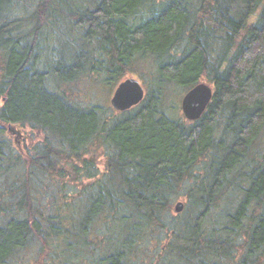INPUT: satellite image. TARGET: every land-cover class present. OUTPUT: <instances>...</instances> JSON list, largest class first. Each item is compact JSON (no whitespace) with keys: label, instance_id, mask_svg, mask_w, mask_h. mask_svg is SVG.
I'll return each mask as SVG.
<instances>
[{"label":"trees","instance_id":"trees-1","mask_svg":"<svg viewBox=\"0 0 264 264\" xmlns=\"http://www.w3.org/2000/svg\"><path fill=\"white\" fill-rule=\"evenodd\" d=\"M21 5L0 0V264H263L264 0ZM145 60L130 109L64 89L116 91ZM200 83L214 91L200 118L166 111ZM9 125L39 131L29 155Z\"/></svg>","mask_w":264,"mask_h":264},{"label":"rangeland","instance_id":"rangeland-1","mask_svg":"<svg viewBox=\"0 0 264 264\" xmlns=\"http://www.w3.org/2000/svg\"><path fill=\"white\" fill-rule=\"evenodd\" d=\"M37 0H22V5L19 7L18 11L20 15H25L27 14V12H29V10H31L33 8V4L36 2ZM258 14H256L255 16H253L251 18V20H255L257 18ZM62 42V39L60 40ZM68 40L65 39L63 42V46L67 45L69 42H67ZM57 43H60L57 39H56ZM42 59L40 62H42L43 64V59L46 57L43 53H42ZM154 64L152 62V60H145L143 62H139L138 66H137V73L134 74V77L136 78V80L139 81V83H142V78H141V73H146V75L149 77L150 76V70L153 71L154 70ZM133 76V75H132ZM64 89H66V92L68 94V96L74 101L82 104V105H100L102 107H105L107 109L106 113L107 115L112 113L115 109V107L112 104V99L115 96V88L109 89V88H105L103 85H101V83L95 78H87V77H80L76 80H74V82H71L68 86L64 87ZM180 89H176L174 92L176 93L175 95H173V97H171L170 99H167V101L165 102V108L166 111L169 114H178L181 115L183 117L184 114L182 112V98L183 95L180 92ZM182 95V97H180ZM12 130L10 133V137L12 139V142L15 143L17 145V147L19 148V150L24 153L29 155L28 153L32 152L33 150V145L38 143V141L41 140L42 136L39 133V131L35 130V129H31V127L29 125H23V126H13L12 125ZM10 125H9V130L11 129ZM95 162H97V167L98 170L100 172H102L104 170V166H105V154L103 150H96V155H95ZM67 184L70 185V187H68L67 189L70 190L73 186L74 188H80V185L74 184L72 181L70 182L69 179H67L65 181ZM88 182V181H85ZM77 186V187H76ZM72 188V189H74ZM71 189V190H72ZM186 191L181 190L180 193L177 195V197L173 200V207L171 210V214L173 216H176V218L183 216V211H185V207L183 209V211L176 213L175 212V206L178 203V201H182L186 204L187 202V198H186ZM211 215L213 216L214 213L212 212ZM154 238V237H153ZM157 245V243H155V241H153L152 243L150 242V244H148V247L150 249H154L156 248L155 246ZM150 256H153V254H150ZM264 264V263H263Z\"/></svg>","mask_w":264,"mask_h":264},{"label":"water","instance_id":"water-1","mask_svg":"<svg viewBox=\"0 0 264 264\" xmlns=\"http://www.w3.org/2000/svg\"><path fill=\"white\" fill-rule=\"evenodd\" d=\"M213 94V88L208 83L197 84L194 88L187 91L181 101L184 116L192 121L200 118L210 103ZM114 95L112 99L113 106L118 110H125L138 105L146 94L142 83H139L134 78H129V80L120 83ZM11 127L12 125H10ZM184 207L185 203L178 201L175 206V212L183 211Z\"/></svg>","mask_w":264,"mask_h":264}]
</instances>
